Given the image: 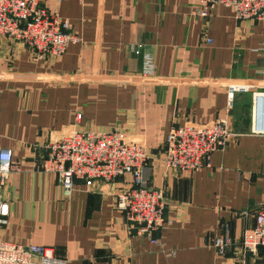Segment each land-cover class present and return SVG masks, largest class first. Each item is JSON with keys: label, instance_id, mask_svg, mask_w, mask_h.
<instances>
[{"label": "crops", "instance_id": "crops-1", "mask_svg": "<svg viewBox=\"0 0 264 264\" xmlns=\"http://www.w3.org/2000/svg\"><path fill=\"white\" fill-rule=\"evenodd\" d=\"M197 4L44 0L45 12L80 39L56 59L34 60L27 46L0 36V150L13 156L0 188L9 207L1 240L48 247L65 264H237L230 253L218 256L212 240L227 233L237 243L264 205V135L250 133L249 93L228 105L225 86L264 92V24L237 21L221 6L202 20L191 14ZM135 44L139 54L129 50ZM141 53L153 60L150 77L141 76ZM218 119L239 136L211 153L208 168L164 167L169 130ZM72 130H117L145 146L143 179L165 202L157 243L136 235L115 207L129 176L75 181L65 195L55 175L39 170L43 146Z\"/></svg>", "mask_w": 264, "mask_h": 264}, {"label": "built area", "instance_id": "built-area-1", "mask_svg": "<svg viewBox=\"0 0 264 264\" xmlns=\"http://www.w3.org/2000/svg\"><path fill=\"white\" fill-rule=\"evenodd\" d=\"M44 0H0V36L20 42L33 52L34 60L59 58L67 45L80 41L66 32L68 26L40 6ZM221 6L231 11L237 21L253 20L264 24V0H198L191 14L206 20L212 10ZM209 43V40H206ZM141 44L129 46L139 54ZM141 76L154 73L152 58L141 53ZM226 101L230 105L236 94L250 95V133L264 135V92L253 91L245 82L232 81L226 86ZM78 117V115H77ZM239 136L225 119L208 125L186 123L168 131L162 146V163L174 173L190 174L208 168L211 153L221 151ZM39 170L53 174L62 192L69 195L75 181L89 187L94 181L110 182L125 175L130 185L120 188L114 204L135 234L157 243L155 233L167 220L163 216L165 202L160 190L146 185L143 165L147 160L142 143L129 141L120 131H69L43 146ZM13 168L9 150H0V188ZM9 207L0 195V227L8 223ZM253 224L245 227L237 243L227 233L213 238L212 247L218 256L232 254L237 264H248L247 258L264 264V205L252 212ZM0 264H65L48 247L0 239Z\"/></svg>", "mask_w": 264, "mask_h": 264}]
</instances>
